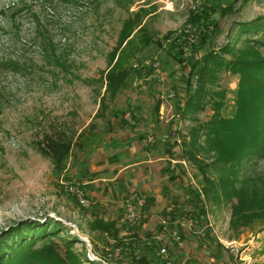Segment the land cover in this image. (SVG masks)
I'll list each match as a JSON object with an SVG mask.
<instances>
[{
  "label": "rangeland",
  "instance_id": "374dc122",
  "mask_svg": "<svg viewBox=\"0 0 264 264\" xmlns=\"http://www.w3.org/2000/svg\"><path fill=\"white\" fill-rule=\"evenodd\" d=\"M213 1L231 8L213 15L220 28L216 47L229 41L232 47L240 48L248 36L238 23L264 16V0ZM194 3L195 0H0V240L9 239L11 228L24 222L58 220L66 228L51 237L58 251L63 254L67 250L64 240L75 235L82 243L75 242L73 253L94 258L92 263L83 264H116L104 260L103 252L98 250L103 236L88 227L92 206L83 208L62 191L63 174L56 176L50 158L36 147L44 135L65 132L74 142L67 164L70 170L93 168L99 174L104 166L117 168L130 159V150L125 151L126 159L120 163L102 160L111 158L106 146L109 139L120 138L121 121L115 111L122 110L130 123L133 119L125 117H137L136 125L145 137L153 135L155 142L147 146L153 159L161 157L152 163L148 178H139L132 185L145 184L146 190L152 189L150 201L165 209V224L175 222L178 215L198 213L201 217L191 232H181L184 243L189 238L193 243L189 250L173 241L168 234L171 231L157 220L146 231L141 221L130 225L123 218L120 225L130 231L142 229L143 238L146 233L155 239L156 234L165 235L163 240L158 239L166 247L163 257L178 264H264V216L249 225L231 228V202L209 200L203 194L202 175L193 164L187 160L178 164L168 154L175 153L176 138L196 124H206L213 113L211 105H207L205 110L184 118L176 114L185 99L187 69L170 61L153 43L167 30L180 29ZM136 13L153 41L144 46L136 33L117 62L132 66L158 61L159 70L142 79L132 77L126 89L112 96L105 91V75L117 55L109 63V52L118 41L123 22ZM258 47L257 52L264 55V46ZM237 79L234 74L220 72L218 83L211 87L225 91L222 117H231L236 109ZM171 90L176 95L167 98ZM161 94L165 105L155 114V99ZM135 105L140 108L134 112ZM81 131L84 135L76 139ZM166 168L170 171L165 172ZM235 170L239 178L252 181L264 193V156L244 160ZM178 171L183 172L182 181H170L168 176ZM188 187L203 195V200L188 192ZM171 205L173 216L166 213V207ZM48 241H38L35 249ZM31 264L46 262L39 257L33 258Z\"/></svg>",
  "mask_w": 264,
  "mask_h": 264
},
{
  "label": "trees",
  "instance_id": "16d2710c",
  "mask_svg": "<svg viewBox=\"0 0 264 264\" xmlns=\"http://www.w3.org/2000/svg\"><path fill=\"white\" fill-rule=\"evenodd\" d=\"M195 4V8L190 7L188 10L180 29L167 30L160 39L154 41L142 25V18L138 13L127 18L119 31L116 45L109 52V63L116 55L117 58L106 72L105 91L115 96L128 87L132 77L142 79L147 73L152 74L153 71L159 70V66H149L145 63L127 66L126 62H117L123 56V49L136 33V36L140 37L139 42L144 46L153 41L170 61L187 69L185 99L176 114L184 118L205 110L207 105H211L213 113L206 124H196L186 133H182L180 140L175 142V153L168 154L178 164L183 160L193 164L202 175L203 194L209 200L213 203H220L222 200L231 202L230 225L231 228H237L249 225L264 216L262 188L256 187L248 179L239 178L238 169L235 170L236 165L242 164L244 160L264 156V55L257 52L258 46H264V16L238 23L242 33L248 36L240 48L232 47L229 41L216 47L214 42L220 28L213 15L218 10L223 14L231 8L228 4L222 5L213 0H195ZM258 35L259 38L251 37ZM220 72H229L238 78L234 103L236 109L231 117H222L220 113L225 91L211 88L218 83ZM161 101V97L155 99V114L159 112ZM101 102H104V95ZM132 108L135 112L140 107L135 105ZM115 114L120 116L122 127H136L138 119L134 114L130 116L132 123L124 119V111H115ZM92 125L89 124V127ZM83 135L84 132L81 131L76 139ZM73 145L74 142L62 132L44 135L36 148L42 155L50 158L56 176L63 174L65 178L74 180L64 173L72 155ZM167 171H170L169 168H166L165 172ZM182 173L178 171L169 175L168 179L174 181L180 178L182 181ZM188 192L195 193L200 201L204 198L190 187ZM173 214L170 213L171 216ZM192 214L190 216L200 222V214ZM51 220L44 222L46 225L50 224V227L44 223L30 221L11 228L10 238L1 237L0 240L5 242L4 245L0 244V264H31L33 258L39 257L46 264H83L84 261L92 263L93 260L86 254L82 258L71 250L75 242L82 243L75 235L64 240L67 250L63 254L52 245L51 237L66 228L60 221L53 220L51 223ZM88 227L90 230H98L103 236L102 248L98 250L103 252L106 261L116 264H178L159 254L161 241L149 236V233L143 238L137 231H130L131 228L128 230L127 227L119 226L115 220H105L97 215L90 219ZM124 230L128 232L122 233ZM45 240H49L48 243L36 250V243ZM33 253L36 255L31 256Z\"/></svg>",
  "mask_w": 264,
  "mask_h": 264
},
{
  "label": "crops",
  "instance_id": "0c3cea01",
  "mask_svg": "<svg viewBox=\"0 0 264 264\" xmlns=\"http://www.w3.org/2000/svg\"><path fill=\"white\" fill-rule=\"evenodd\" d=\"M119 131L120 138L111 137L108 144H106V146L109 147L108 155L111 158L107 157L103 159L102 162H108L110 164L115 162L120 163L121 159H126L125 151L128 149L130 150V157L127 159H130L127 162L120 164L117 168H108V166H104L102 168V173L99 174H96L93 168L77 170L76 168L74 169L72 167V170H70V167H67L66 171L68 172V175L72 177V179L84 183L87 193L93 201V212L91 213L92 215L90 218L97 215L105 220H115L119 225L123 224V207L125 199L131 193L144 196L146 199V214L145 217L141 219L140 225L142 229L146 231L151 229L149 226L152 224L155 225L156 220L161 223V219L165 217V209L161 206H157L155 201H150L151 198L153 199V194H151L152 189L148 188L146 190L145 184L134 187L132 183L137 181L139 178H148L149 173L153 171L152 163H154V161L157 159H161V157L156 159L151 157L152 155L150 152L152 151L149 150L150 148L143 143L142 138L145 137V135L140 132L141 128L137 125L133 129H128L121 126ZM111 155H113V157ZM150 166L151 169H149ZM160 172L161 171L158 168V173L160 174ZM146 182H148V179ZM160 196L162 195L160 194ZM161 224H164V228L170 231L179 230L180 232H191L188 229L180 227L176 221L172 223ZM158 228H161V225H159ZM140 230H137V232L140 236H143L141 235ZM127 232V230H124L122 233ZM169 233L171 232H168V234ZM151 237L154 238L155 236ZM156 237L158 240L164 239L166 236L163 234H156ZM191 245H193V243L189 238L185 241L182 247L185 250H189L191 249Z\"/></svg>",
  "mask_w": 264,
  "mask_h": 264
},
{
  "label": "built area",
  "instance_id": "2783aa9c",
  "mask_svg": "<svg viewBox=\"0 0 264 264\" xmlns=\"http://www.w3.org/2000/svg\"><path fill=\"white\" fill-rule=\"evenodd\" d=\"M197 4H192L191 8H195ZM145 64H149V66L158 67L159 62L158 61H145ZM175 93L173 90L169 92L167 95V98L174 97ZM161 107H163L165 104V97L163 94H161ZM130 120V117H125ZM177 141H179V138H176ZM155 142V139L153 135H148L143 139V143L148 145ZM176 162V161H175ZM184 163V161H182ZM60 187L62 191L65 193L71 195L76 199L79 206L83 208H88L93 205L92 199L89 197L87 190L85 188V185L83 182L77 181V180H70L65 178L64 175L60 178ZM145 209H146V199L144 196L136 193H131L128 195V197L125 199L124 207H123V218L124 220L129 223L130 225L138 224L143 217H145ZM174 211V206H168L166 207V213L170 214ZM166 217L161 219V223H166ZM176 223L185 229H192L193 227L197 226L199 224L198 220L193 216H186V215H178L175 217ZM171 239L175 241L179 246H183L184 242L181 236V232L179 230H172L171 231ZM163 240V239H160ZM166 252V247L163 245L160 250L159 254L162 256Z\"/></svg>",
  "mask_w": 264,
  "mask_h": 264
},
{
  "label": "water",
  "instance_id": "95a60500",
  "mask_svg": "<svg viewBox=\"0 0 264 264\" xmlns=\"http://www.w3.org/2000/svg\"><path fill=\"white\" fill-rule=\"evenodd\" d=\"M88 252H90L89 250H88ZM90 254H88V258L90 259V260H93L94 258H92V256L90 255Z\"/></svg>",
  "mask_w": 264,
  "mask_h": 264
}]
</instances>
